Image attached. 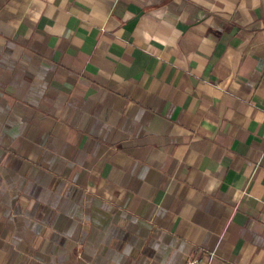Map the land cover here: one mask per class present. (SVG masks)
Instances as JSON below:
<instances>
[{
    "label": "crops",
    "instance_id": "obj_1",
    "mask_svg": "<svg viewBox=\"0 0 264 264\" xmlns=\"http://www.w3.org/2000/svg\"><path fill=\"white\" fill-rule=\"evenodd\" d=\"M264 264V0H0V264Z\"/></svg>",
    "mask_w": 264,
    "mask_h": 264
},
{
    "label": "built area",
    "instance_id": "obj_2",
    "mask_svg": "<svg viewBox=\"0 0 264 264\" xmlns=\"http://www.w3.org/2000/svg\"><path fill=\"white\" fill-rule=\"evenodd\" d=\"M192 263L193 264H213L211 262V259H208V260H205V261H203L202 259H194V260H192Z\"/></svg>",
    "mask_w": 264,
    "mask_h": 264
}]
</instances>
